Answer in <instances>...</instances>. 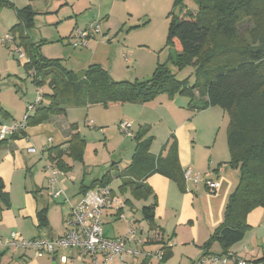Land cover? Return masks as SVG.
Wrapping results in <instances>:
<instances>
[{
  "label": "trees",
  "instance_id": "obj_1",
  "mask_svg": "<svg viewBox=\"0 0 264 264\" xmlns=\"http://www.w3.org/2000/svg\"><path fill=\"white\" fill-rule=\"evenodd\" d=\"M190 1L194 7H189L187 0H175L173 10L168 15L170 21L167 46L173 51V54L170 52L169 62L176 69L181 70L187 66L195 68L193 83L178 80L168 63H158L147 80L114 81L98 64L91 65L80 78L60 60L43 58L39 51L41 45L30 41L28 32L34 26L36 16L30 5L15 9L18 23L10 29V33L14 40L19 36L17 46L28 55L24 66L34 71L36 86L48 85L51 90L50 93L43 94L38 103L31 104L34 109L27 113V128L47 122L53 116L65 117L69 108L144 104L160 95L187 98L188 107L193 112L221 108L229 115L228 165L239 170L240 177L237 187L229 196L223 223L202 246V259L232 253L231 249L242 242L250 231L248 215L253 210L264 207V23L260 20V15L264 12V0ZM13 6L10 0H0V12ZM246 20L258 23L261 37V45L258 47L249 42L250 37L253 42V38H256L252 32L249 37L241 33L240 24ZM0 114L6 119L10 116L2 107ZM71 129L77 133L69 142L48 150L49 158L56 162L55 169L58 168L64 174L68 170L64 156L69 155L73 160L83 163L87 147L86 140L78 133V125L72 124ZM25 130L13 133L1 140V144L20 136L27 137ZM147 135L148 130L144 128L133 135L136 146L132 161L118 172L121 191L130 190L136 196L147 197L152 193L147 180L155 174L168 178L184 191L186 178L179 160L176 138L172 135L158 156H155L151 153L154 137ZM67 144L69 147L65 149L63 146ZM110 174L111 171L102 179L93 181L83 194L91 188L111 186ZM3 190L4 184L0 180V198L8 199ZM142 212L144 219L150 224L149 232L156 230L155 206L145 207ZM120 214L121 208L117 215ZM38 219L39 228L49 227L47 209L38 213ZM214 244L221 246L220 254L211 252ZM166 248L161 249L164 257L159 263H167L170 250ZM78 252L80 255V251ZM247 262L264 264V256Z\"/></svg>",
  "mask_w": 264,
  "mask_h": 264
},
{
  "label": "crops",
  "instance_id": "obj_2",
  "mask_svg": "<svg viewBox=\"0 0 264 264\" xmlns=\"http://www.w3.org/2000/svg\"><path fill=\"white\" fill-rule=\"evenodd\" d=\"M113 5L115 6V1ZM114 6L108 10L109 12H105L108 14L103 17L104 21L111 20ZM106 25L109 26V22ZM126 54L123 55L124 58L127 56ZM0 56V62L7 64V60H3L1 52ZM126 59L128 58H125V62L129 69L132 62H127ZM41 97L42 94L40 99ZM31 103L28 101L21 108V114H11V119H6L3 116L0 119V129L3 125L22 122L27 115V105H31ZM188 105L189 100L183 96L177 95L170 98L167 95H160L155 100L144 104L125 103L112 104L107 107L97 105L87 108H69L65 117L53 116L37 127L27 128L25 130L27 137L20 136L2 144L0 138V180L4 184L3 192L8 196V199L0 198V236L8 238L12 232L18 233L26 240L57 239L64 236L69 228L68 220L72 208L80 204L85 197L83 191L95 181L86 183L85 171L82 175L75 173L77 164L87 167L86 160L90 144L88 139L94 134V131L90 129L91 132L84 130L81 124L85 121L84 125L94 128V130L107 128V131L104 128L103 132H99L103 134L104 139L109 140L115 137V133H110V128L115 129V132L118 129L123 134L120 124L127 122L131 125L130 131L133 135L144 128L148 130L147 137H154L151 153L155 156H158L163 146L173 135L177 141L179 160L184 172L191 170L194 174L203 175L204 180L218 181L220 187L215 192H209L204 183L194 185L191 180L186 179L185 190L182 191L173 181L155 174L147 180V184L152 188V193L147 197H139L130 190L122 192L120 185V192L115 191L114 182L121 183L118 174L116 177L113 176L112 168L111 188L117 202L113 204L112 209L104 211L102 221L105 236L116 238L126 234L128 228L124 234H118L115 229H112L111 234H108L109 232L107 233L105 229L106 225L114 224L120 220L126 225L131 222L135 227L148 233L146 250L156 251L167 246L171 247L168 248L170 256L167 263H159L156 260L147 261L143 257H126L123 261L125 264H194L197 262L204 255L202 246L209 240L216 228L223 223L229 196L238 185L240 173L239 170L228 165L230 155L227 146L228 123L225 120V113L216 108L193 112ZM95 107L102 110L101 115L94 111ZM6 110L8 111V109ZM80 112H84L82 119ZM111 115L114 117L113 120H110ZM72 124L78 125V133L87 142L84 162L75 161L69 155L64 156L68 170L66 174L58 176V185L56 186L57 189L64 191V195L58 201H54L47 192L50 178L47 165L56 168V162L51 161L48 150L71 140L72 136L77 133L71 129ZM107 132L110 137L107 136ZM135 146L136 142L133 136H126L120 143L119 149L124 150L121 161H124L125 166L121 168L119 165L118 172L130 165ZM63 147L67 149L69 146L67 144ZM31 148H35L36 152H30ZM97 153L95 150L96 156ZM34 155H39V161L44 160V168L49 171L46 173L44 171L41 175L35 171L33 179L38 175L42 177V179H38L40 184L45 180V185L41 186L33 180L31 186L37 191L26 184L28 174L32 175L33 170L31 169L36 167L37 157ZM118 163L115 162L112 166H117ZM23 173L26 174L22 181L24 184H21L20 188L22 187V189L17 191ZM34 192L36 196L37 194L40 197L46 195L47 200L41 202L37 198H33ZM150 206H155L154 222L156 224V230L151 232H149L150 224L144 219L142 212L145 207ZM120 208L122 209L120 215L125 217L124 220L117 215ZM43 209H47L49 222L47 228H39L38 213ZM247 222L250 225V230H257V235L264 231V207L253 210L248 215ZM127 226L129 227V225ZM255 237L254 235L250 236L249 231L241 244L234 246L230 252L252 262L262 258L264 256V237L258 240L262 244L261 247L254 249L251 245H256ZM216 246L221 249L219 244H214L211 252L220 254L222 251L215 252L213 250ZM0 255H8L13 264H89L90 261L89 257L79 255L76 249L59 252L55 256L38 257L32 250L0 247ZM63 257L67 258L66 263L62 262ZM123 262L116 258L110 264H124ZM101 264H103L102 261Z\"/></svg>",
  "mask_w": 264,
  "mask_h": 264
},
{
  "label": "rangeland",
  "instance_id": "obj_3",
  "mask_svg": "<svg viewBox=\"0 0 264 264\" xmlns=\"http://www.w3.org/2000/svg\"><path fill=\"white\" fill-rule=\"evenodd\" d=\"M10 1L14 5L13 8H6L0 12V52L3 54V60H7V64L0 62V107L4 108L5 111L8 109L9 119H11V114H21V108L28 101L34 104L41 94L51 92L48 85L36 86L33 78L34 71L25 68L24 62L28 60V55L25 50L17 46L20 41L19 36L17 40L11 43L5 41L9 38L8 36L13 38L10 29L18 22L15 9H23L29 5L36 13L35 24L28 32L30 41L33 44L41 45L39 51L43 58L60 60L66 68L74 71L80 78L84 76L85 71L91 65L98 64L108 72L114 81L134 82L135 80H147L153 74L158 63H168L169 68L178 80H189L191 83L194 81V67L187 66L178 70L173 66L172 62H169L170 52L173 54V51L167 46L170 21L167 16L173 10L175 0ZM114 1L115 6L113 5ZM186 3L189 7H194L193 2L190 0H187ZM113 6L111 20L104 21L103 17L108 14L105 12H109L108 10ZM260 20L264 23V12L261 13ZM108 22L109 26L106 25ZM92 23L100 25V34L88 41V47H77L75 45L77 40L74 37L76 30H84ZM239 28L242 35H246V37L250 36V32L255 35L256 38H253L255 39L254 42L251 40L252 37L249 38V42L253 43V46L258 47L261 45L257 22L246 20L240 24ZM19 50L25 56V59L19 58L17 53ZM125 53H127L125 58L132 62L129 66L130 73L123 57ZM44 104H46V101H44ZM29 106L27 105V113ZM93 109L101 115V109L98 110L96 107ZM216 109L223 111L221 108ZM80 113V118L82 119L84 112ZM222 113H225V120L229 123V115L224 111ZM1 118H3L2 114H0ZM113 119L114 117L111 115L110 120ZM84 124L85 121L81 124V127L87 131L89 129L94 131V134L88 139L90 144L86 160L87 167L77 164L75 173L82 175L83 171H85L86 183L101 178L108 171H111L112 168V174L116 177L119 170L118 166L121 165V168L125 166L124 161H121L124 150L119 149V146L126 135L120 133L118 129L115 132V129L110 128V133H115V137L106 140L102 136L103 134L100 133L104 131L105 127L94 130V128H89ZM105 129L106 131L108 130L107 128ZM107 136L110 137L108 132ZM95 150L98 152L97 156ZM34 157H37V162L35 169H31L33 174H28L26 178L28 187H32L33 180L37 185H45V180L41 184L38 182V179H42V177L36 175V178L33 179L35 171L40 175L44 171L45 173L49 172L44 168V160L41 159L39 161V155H34ZM115 162H119L118 165L112 166ZM25 175L24 173L22 174V180H20L21 183H19L17 191L22 189L20 186L24 184L22 181ZM119 185V181L114 182L113 188L115 191L120 192ZM35 190L37 191L36 188H34ZM32 196L41 202L47 200L46 195L40 197L37 194L36 196L35 192ZM116 223L106 225L105 229L107 233L109 232L108 234H111L112 229H115L118 234H124L129 228L128 224L126 225L123 221L119 220L117 225ZM252 235L256 236V245H251V247L254 249L260 248L262 244L258 240L264 237V231L257 235V230H250V236ZM240 244L241 242L236 244L235 247ZM213 250L215 252L221 251L219 246L214 247ZM3 256L0 255V264H13L12 259L8 255Z\"/></svg>",
  "mask_w": 264,
  "mask_h": 264
},
{
  "label": "built area",
  "instance_id": "obj_4",
  "mask_svg": "<svg viewBox=\"0 0 264 264\" xmlns=\"http://www.w3.org/2000/svg\"><path fill=\"white\" fill-rule=\"evenodd\" d=\"M100 34V25L92 23L84 30L77 29L74 37L77 40V47H88V41ZM6 39L7 43L14 41V38ZM20 59H25V56L19 50L17 51ZM128 62L129 60L126 59ZM40 101V98L36 103ZM34 105L28 107V111H32ZM27 115L22 122H14L10 125H3L0 129L1 140L7 139L13 133L25 130L27 128ZM120 129L128 137L133 134L130 131L131 125L127 122L120 124ZM30 152H36L35 148L29 149ZM50 171L48 181V193L54 200L62 197L64 191L57 189L58 176L64 173L55 169L51 165H47ZM203 175L194 174L191 170L185 172L187 180H191L194 185L204 183L206 188L211 191H216L220 187L218 181L204 180ZM117 202L113 197L111 186H98L89 189L85 193L84 199L79 205L72 208L70 218L68 220L69 231L65 236L57 239L35 238L32 240L23 239L18 233H10L8 238L0 236V247L32 250L38 257L44 255H57L59 252H65L70 249H77L81 256H87L90 259V264H110L114 259L119 258L122 262L126 257H143L144 260H163V250H146L148 233L144 230L135 227L131 222H128L129 228L121 237L107 238L104 235L102 216L104 211L112 209L113 204ZM120 219H125L123 215ZM67 258L63 257L62 262L66 263ZM124 263V262H123ZM125 264V263H124ZM195 264H250L246 260L239 258L234 253L219 256L211 255L203 257L195 262Z\"/></svg>",
  "mask_w": 264,
  "mask_h": 264
}]
</instances>
